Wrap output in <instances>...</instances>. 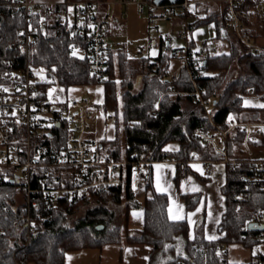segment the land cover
Instances as JSON below:
<instances>
[{
    "label": "trees",
    "instance_id": "trees-1",
    "mask_svg": "<svg viewBox=\"0 0 264 264\" xmlns=\"http://www.w3.org/2000/svg\"><path fill=\"white\" fill-rule=\"evenodd\" d=\"M98 1L102 0H63L62 3L43 5L35 18L38 41L31 48L27 62L50 70L68 92L76 86L103 85L105 100L100 109L106 116L115 117L116 138L100 140V155L109 162H124L120 173L125 185L107 193L94 194L71 209L63 199L59 205L43 211L44 219L27 226L20 222L24 214L23 206L18 203L21 189L17 182L8 179L9 169L0 168V264H64L70 250L123 242L152 246L150 264H154L158 255H167L165 264L182 261L184 264H262L264 253L248 262H231L227 246L239 244L254 248L264 244V239L258 238L262 230L249 227L256 215L264 213V171L259 170L243 149L245 134L242 129L230 130L232 120L239 124L264 121V107H249L243 97L252 90V94L260 96L264 102V52L255 55L232 37L229 53L210 54L205 58L202 77L194 78L190 73L191 66H183L178 81L172 82L168 75L175 54L168 51L169 46L166 52L160 50L156 57L133 59L125 46L117 43L109 52L105 70L94 72L88 55L92 43L70 31L72 23L68 14L70 10L75 13V3L84 2L93 6V15L87 17L92 22L104 13V7ZM252 6L247 3L246 8ZM182 15L186 19L192 13L187 10ZM195 19L189 23L190 30L213 22L220 36L225 27L220 6ZM42 21H45L43 25ZM25 27L21 1L0 0V85L12 75L8 64L21 53L13 45L18 43L19 32ZM250 34L256 37L251 31ZM190 47L194 49L196 44L191 42ZM76 48L84 54L73 56ZM181 54H184L183 49ZM20 55L19 65H22L26 60ZM81 56L84 59H80ZM239 68L243 69L242 73L235 77ZM48 86L42 85L41 89L45 91ZM172 88L177 93L170 94ZM197 88L204 89L202 98L209 101L208 107L187 95ZM200 129L205 132L230 130L225 139V153L204 143L197 135ZM52 134L51 137L41 136L35 143L52 150L55 145L63 148L68 144L70 129L65 121L62 120L61 128L52 129ZM172 142H178L177 150L167 148ZM261 147H264V141L256 148ZM142 156L148 162L145 185L133 190L131 172ZM165 161H175L177 184L183 170L190 173L192 162H225L226 210L218 226V239H205L203 218L193 240L188 237L186 220L169 218V197L158 193L153 184V163ZM233 162H237L236 165ZM54 170V185L74 187L82 182L77 172L58 166ZM139 189L145 193L142 204L136 199ZM182 197L188 209L194 208L200 200L199 194ZM124 200L127 213L134 205L143 207V228L135 234L128 228L123 232L120 225L111 224L113 213L106 204L122 205ZM90 203H94V207L87 209L75 227L66 226L68 217Z\"/></svg>",
    "mask_w": 264,
    "mask_h": 264
},
{
    "label": "built area",
    "instance_id": "built-area-1",
    "mask_svg": "<svg viewBox=\"0 0 264 264\" xmlns=\"http://www.w3.org/2000/svg\"><path fill=\"white\" fill-rule=\"evenodd\" d=\"M20 1L25 13L26 27L20 30L19 41L13 45V48L20 50V54L25 56L26 63L19 65L20 54L13 59L8 64L12 75L0 85V168L9 169L8 179L17 182L21 189L22 195L18 197V203L23 206L24 214L20 222L33 226L40 219L45 218L44 210L59 205L63 199H66L64 201L71 209L74 204L94 194H103L124 187L125 183L120 173L124 162H109L100 155V139L92 135L96 120L95 100L85 94L71 96L50 70L31 66L27 62L31 48L38 41L35 18L43 5L33 0ZM120 2L136 4L138 12L147 15L151 24L155 23L156 18L184 14L190 4L189 0H179L176 4L166 2L162 5H158L155 0H120ZM215 2L219 4L225 16L224 31L235 37L244 47L252 50L255 55L263 54L264 48L251 36L248 23L254 11L264 13V0H216ZM247 3H252L253 6L247 9ZM98 4L102 3L98 2ZM74 6L77 9L70 31L86 37L92 43L88 54L91 60L90 68L94 72H102L106 68L109 52L114 46L109 33L110 14L107 12L91 22L87 17L93 15V6L84 2L75 3ZM47 12L49 13L50 10L48 9ZM61 13L65 14L64 11ZM44 22L42 21L41 24L43 25ZM175 35L179 39L187 38L185 31H179ZM173 37L174 34L168 33L162 47L164 48L166 42ZM139 49L141 55L147 53L144 46ZM213 50L214 48L207 42L194 49L186 45L183 48V66H191L190 73L194 78L202 77L205 72L203 69L205 58L212 54ZM179 75L180 69L170 73L168 79L177 82ZM45 84L49 86L43 91L41 86ZM203 92V88H197L187 95L194 102L200 101L208 107L210 103L202 98ZM252 92L249 90L250 94L243 97H253ZM169 93L177 92L172 88ZM109 118L114 122L113 115ZM62 120L70 129L66 146L56 148L55 145L52 150L44 144L35 143L41 136L51 137L52 129L62 127ZM57 123L60 125L57 126ZM231 125L230 130L236 127L242 129L245 134V152L252 162L257 164L259 170L264 171V160L253 147L264 135V124H239L236 120H232ZM230 130L205 132L204 129H200L197 135L204 143L225 153V139ZM143 158L142 156L131 172L130 186L133 190L145 185L148 162ZM204 163L205 174L212 177L218 171L217 163L213 161ZM233 163L236 165L237 162ZM56 166L77 172L82 182L74 187H67L64 184L54 185L52 179L55 176ZM186 175V170H183L182 178ZM253 223L264 226V213L256 215ZM15 224L17 225L18 221ZM261 230L262 233L258 238L264 239V229Z\"/></svg>",
    "mask_w": 264,
    "mask_h": 264
},
{
    "label": "rangeland",
    "instance_id": "rangeland-1",
    "mask_svg": "<svg viewBox=\"0 0 264 264\" xmlns=\"http://www.w3.org/2000/svg\"><path fill=\"white\" fill-rule=\"evenodd\" d=\"M192 4L189 7V11L194 13L197 18H202L205 15L204 6L196 5L198 3L204 2L205 5L216 6L214 3L216 0H189ZM200 6V7H199ZM199 7V9H198ZM138 8L131 6L129 13L126 16L124 27L119 29V31L111 36L114 43H120L125 46L129 57L133 59H139L142 57H147L149 54L141 55L139 53V48L144 46L147 51L150 52L151 57H155L159 54L161 50L160 41L162 37H166L168 33L174 34L171 41V48L168 51L177 50V56L172 57L170 72H174L180 69L184 65V60L180 49L185 47V41L176 37V33L179 31H186L185 22L180 21L179 17L166 18H156L155 23L151 24L149 22L147 15H141L138 13ZM71 23L74 21V13L70 10L68 14ZM194 18H189L187 22L192 23ZM189 31L190 39L196 43L199 48L201 44L206 41L211 45L214 50L212 55H219L224 53H229L231 50V43L224 38H216V31L213 24L199 26L193 30ZM156 41L157 45L154 46L153 42ZM258 43L264 47V36H258ZM77 50L78 55H83L84 52ZM167 48L163 51L166 52ZM242 68L236 70L234 74L235 77L240 76L242 73ZM77 89L71 90L75 92ZM92 95L85 93V95L91 96L93 99L97 100L98 95L102 96L103 89L99 86H94L91 88ZM70 92V91H69ZM108 123L111 124L110 118ZM167 148L177 150L179 148L178 142L170 143ZM145 193L142 189L136 192L137 201L142 204L144 201ZM94 203L86 204L85 206L78 209L72 216L67 218L66 226L75 227L79 220L84 218L87 209L93 208ZM107 209L112 212L113 217L111 224L114 226H121L122 231L130 228L133 230H138L143 225V209L140 205L132 206L129 213L126 211V201L122 205L109 202L106 204ZM128 216V222H127ZM135 234V232H131ZM229 253V260L233 263H243L248 262L252 257L256 256L258 253L264 250V244L257 245L254 248H245L239 244H231L227 246ZM150 247L146 245H130L125 242L119 243H108L102 247H86L76 250H70L65 255L64 264H148ZM264 252V251H263ZM167 255H158L155 259L154 264H160L164 262Z\"/></svg>",
    "mask_w": 264,
    "mask_h": 264
},
{
    "label": "crops",
    "instance_id": "crops-1",
    "mask_svg": "<svg viewBox=\"0 0 264 264\" xmlns=\"http://www.w3.org/2000/svg\"><path fill=\"white\" fill-rule=\"evenodd\" d=\"M33 1L40 3L42 5H49V6L63 2V0H33ZM98 2L99 3L101 2L102 4H99V5L104 7V13L102 15H104L107 12H109V14H110V17H111V23L109 25L110 38H112L111 36L115 35L119 31V29L124 27L123 24L125 23V20H126L125 18L127 16V14L129 13L130 7L135 6L137 8V5L134 3L123 4L120 2V0H102V1H98ZM214 3H216V2H214ZM191 4L192 3L190 2L187 10L189 9ZM200 4L204 6L205 14L207 13L208 10L210 11L212 9L219 7L218 3H216L217 4L216 6H212L211 8H210V6L205 5L204 2L198 3L196 5H200ZM199 7H198V9H199ZM173 17H177V18L179 17L180 21L183 20L182 22H185V25H186V31L185 32L187 34V38L181 39V40L185 41V46L186 45L190 46L191 42H194V41H193V39H190V37H189V31L188 30H190V29H189V22H187V20L189 18L195 19L196 16L194 15V13H192V15L188 16L186 19L184 18L183 15H177V16H173ZM161 18L169 19L172 17H160L159 19H161ZM208 24L214 25L215 31H216V35H215L216 38H224V39H227L229 41V43H232L231 38L233 36L226 33L224 31L225 29H222V33L219 36L216 24L211 22V23H207L204 25H208ZM200 26H203V25H200ZM248 27H249V30L256 35V37H254L255 42L260 45V43H258L257 41H258V36H261V37L264 36V13L261 14L257 11H254L252 13V19L248 23ZM191 30H193V29H191ZM110 40L113 42L114 46H117L116 43H114V41L112 39H110ZM165 41H166L165 38L162 37L161 41H160L161 42L160 43L161 50H163L164 48H167L168 46H169V48H171V46H172L171 45L172 40H170L169 42H166L165 47L163 48L162 44ZM204 42H206V41H204ZM194 44H196V43L194 42ZM153 45L156 46L157 42L154 41ZM260 46H262V45H260ZM139 53H140V49H139ZM171 53H174L175 56H177V50H174V51L172 50ZM180 53H181V49H180ZM146 54H149V56L151 57V54L149 51H147ZM94 86L102 87L103 94H102V96L98 95L97 100L94 99L95 100V119L96 120H95V125H94V130L92 132V135L95 138L100 139V140H104V139L114 140L116 138L115 124L111 119H110L111 124H109L108 123L109 117L106 116L102 112V110L100 109V106L104 103V100H105V92H104L103 85H87V86H83V87H77L76 86V87H73L70 89L69 94L71 93V90L77 89L75 92H72V94H70V95L71 96H80V95L85 94V93L92 95L91 88ZM245 104L249 107H252V108H263L260 105H264V102L261 100L260 96H253V97L245 98ZM253 123L264 124V121L263 122H253ZM263 141H264V135L261 138L260 142L253 146L254 151L259 155V157L261 159H264V150H263L264 147L263 148L261 147L259 149H257L256 147L261 146ZM243 149H244V146H243ZM157 165H160L161 167L157 168ZM225 165H226L225 162L217 163L218 171L212 177H209V179L203 180L199 176H202L203 178L208 177L205 174V169H206L205 163L200 162V161L192 162L190 164V167H191L190 173H188L186 175V177H184V178L181 177V180L177 184L175 181L176 171H177L175 162L165 161V162L153 163V184H154V188L158 193L166 194L169 197L168 209L172 208L173 214H175L177 212V206L178 205L183 206V210L180 211L179 214L184 216L183 220H186L189 224V235H188V237L190 240L194 239L195 234H196L197 225L201 221L202 218L204 219L203 235H204L205 239L216 240L220 236L219 232H218V226L220 224L221 217L226 210ZM158 184H159L160 188L166 189V191H158V187H157ZM169 185H171V187H169ZM193 188H198L199 191H192ZM186 194H199V196H200L199 202L192 209L187 208L186 202L182 197L183 195H186ZM142 209H143V207H142ZM197 209H200V211L197 212ZM190 213H195V215L191 216V222L189 221V214ZM143 214H144V211H143ZM168 214H169V211H168ZM183 220H181V221H183ZM143 224H144V217H143ZM142 228H143V225L138 230H133L130 228H129V230L131 232L136 233L139 230H141ZM209 237H214V239H209ZM130 245L136 246V245H145V244H130ZM146 246H149V245H146ZM149 247H150V251H149V256H148V261H147L148 264H150V259H151V255L153 252V247L152 246H149ZM263 251L260 253H264ZM160 264H165V261L161 262Z\"/></svg>",
    "mask_w": 264,
    "mask_h": 264
},
{
    "label": "snow or ice",
    "instance_id": "snow-or-ice-1",
    "mask_svg": "<svg viewBox=\"0 0 264 264\" xmlns=\"http://www.w3.org/2000/svg\"><path fill=\"white\" fill-rule=\"evenodd\" d=\"M72 55L73 56H76L77 55V50L73 49V52H72ZM80 59H84L83 56L80 57ZM261 107H264V105H260ZM161 166L160 165H157V168H160ZM158 187V191H166V189H163V188H160L159 187V184L157 185ZM169 187H171V185H169ZM192 191H199L198 188H193ZM183 210V206L182 205H178L177 206V212L175 214H173V210L172 208H169L168 211H169V218L173 221H181L184 219V216L180 215L179 212ZM200 209H197V212H199ZM192 215H195V213H190L189 214V221L191 222V216ZM209 239H214V237H209Z\"/></svg>",
    "mask_w": 264,
    "mask_h": 264
},
{
    "label": "water",
    "instance_id": "water-1",
    "mask_svg": "<svg viewBox=\"0 0 264 264\" xmlns=\"http://www.w3.org/2000/svg\"><path fill=\"white\" fill-rule=\"evenodd\" d=\"M156 3L158 5H162L163 3H166V2H169V3H172V4H176L177 2H179V0H155ZM60 124L57 123V126H59ZM250 228H257V229H264V226H259L257 225L256 223H252L250 224L249 226ZM100 228H102V226H100Z\"/></svg>",
    "mask_w": 264,
    "mask_h": 264
}]
</instances>
